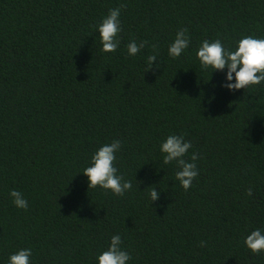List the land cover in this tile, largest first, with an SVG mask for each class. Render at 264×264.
<instances>
[{"label":"trees","instance_id":"trees-1","mask_svg":"<svg viewBox=\"0 0 264 264\" xmlns=\"http://www.w3.org/2000/svg\"><path fill=\"white\" fill-rule=\"evenodd\" d=\"M114 8L120 46L104 53L96 26ZM181 28L191 42L172 58ZM249 35L264 37V0H0V264L20 248L32 264H95L115 234L127 264H264L244 244L264 229V82L229 91L195 55ZM133 40L147 43L129 56ZM173 134L198 154L187 191L159 150ZM113 140L122 196L81 172Z\"/></svg>","mask_w":264,"mask_h":264},{"label":"clouds","instance_id":"clouds-1","mask_svg":"<svg viewBox=\"0 0 264 264\" xmlns=\"http://www.w3.org/2000/svg\"><path fill=\"white\" fill-rule=\"evenodd\" d=\"M99 33L100 51L104 53L115 52L120 46L118 33L121 31L120 8L110 9L109 13L102 18L96 26ZM191 37L186 28L179 29L174 40L168 46V55L177 58L188 49ZM147 42L137 43L135 40L127 44L129 56H135ZM155 47V46H153ZM201 69L220 71L224 75L221 87L229 91H236L242 88L247 89L252 85H259L264 82V37L254 35L243 36L236 41L234 48L224 46L220 39L209 41L202 40L195 52ZM157 61V55L147 57L148 69L153 67ZM157 67L159 65L157 64ZM192 147L191 141L183 135H169L160 144L159 150L163 154V162L169 164L175 162L178 170L175 172V179L187 191L193 180L199 175L195 161L197 153L191 154V160L184 157ZM121 148L120 140H113L111 143L103 144L91 156L90 166L81 171L87 177L88 188H100L110 190L114 195H124L132 189V182L124 179L118 174L114 161L116 153ZM247 194L252 195V189H247ZM13 204L20 209L27 210L28 201L18 190L12 189L9 192ZM151 201L159 198L160 193L156 187L149 192ZM123 240L120 234L111 236L110 243L106 250L96 256L95 264H127L131 254L122 247ZM245 246L253 253L264 251V229L256 228L244 238ZM203 245V242H201ZM32 249L20 248L11 253L7 264H32Z\"/></svg>","mask_w":264,"mask_h":264}]
</instances>
